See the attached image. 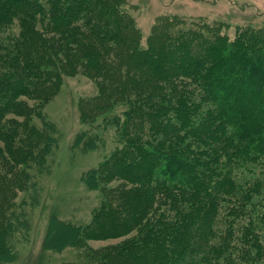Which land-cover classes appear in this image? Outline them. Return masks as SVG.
I'll return each instance as SVG.
<instances>
[{"label": "trees", "instance_id": "16d2710c", "mask_svg": "<svg viewBox=\"0 0 264 264\" xmlns=\"http://www.w3.org/2000/svg\"><path fill=\"white\" fill-rule=\"evenodd\" d=\"M84 1L0 0V30L18 10L31 19L72 27L81 19V7H87ZM115 29L116 34L123 30L120 25ZM192 31L190 26L174 32L172 52L176 43L198 48L193 41L199 32ZM252 31L254 41L237 33L233 40L211 42L200 55L180 56L172 71L161 61L147 68L138 64L148 74L146 81L181 78L188 83L157 98L138 83L139 102L135 98L123 122L125 137H118L112 157L83 176L89 188L107 193L96 220L77 225L51 217L47 248L77 246L87 234L125 237L111 245L108 264H264V33ZM84 54L89 66L99 62L95 52ZM6 59L9 65L0 73V121L9 113L36 116L44 141L39 150L28 152L23 190L34 193L0 225L1 262L18 257L16 241L30 228L29 211L38 202L32 169L47 170L48 156L58 146L56 124L38 104L22 100L37 98L38 83L14 54L7 51ZM112 120L120 125L122 116ZM10 134L0 125V138ZM3 150L0 146V157Z\"/></svg>", "mask_w": 264, "mask_h": 264}, {"label": "rangeland", "instance_id": "374dc122", "mask_svg": "<svg viewBox=\"0 0 264 264\" xmlns=\"http://www.w3.org/2000/svg\"><path fill=\"white\" fill-rule=\"evenodd\" d=\"M84 3L87 7H81V19L72 27L31 19L18 10L12 22L0 30V73L9 65L7 51L24 62L28 75L35 78L39 88L37 98L22 100L38 104L56 124L54 135L58 139V146L48 156V169L43 172L32 169L38 182V202L29 211V230L16 241L18 257L0 264L104 262L113 249L111 245L121 244L125 237L93 239L85 234L77 246L57 251L46 247V236L53 216L77 225H90L96 220L95 214L107 199V193L89 188L83 176L112 157L120 145L118 137H125L123 122L126 112L139 102L138 83L156 98L188 83L181 78L159 81L154 71L151 74L155 79L146 81L147 73L138 64L147 68L161 61L172 71L180 56L200 55L211 42L233 40L237 33L254 41L252 29L261 31L260 35L264 33V0H85ZM116 25L123 29L118 34L114 32ZM190 26L192 33L199 32L193 41L198 48L179 47L176 43L172 52L170 40L174 32L187 31ZM84 52H95L99 62L89 66ZM115 116H122L120 125L111 123ZM27 117L9 113L0 121L2 130L11 133L5 140L0 138L5 153L0 157V225L23 198L29 199V194L34 193L23 190L24 174L25 169L30 170L28 152L42 147L44 134L41 120ZM81 133L85 135L80 142L77 137ZM88 142L93 144L87 145ZM108 259L104 264H108Z\"/></svg>", "mask_w": 264, "mask_h": 264}]
</instances>
